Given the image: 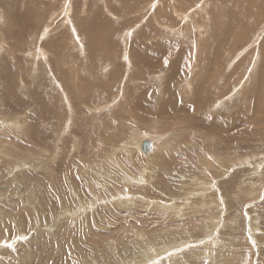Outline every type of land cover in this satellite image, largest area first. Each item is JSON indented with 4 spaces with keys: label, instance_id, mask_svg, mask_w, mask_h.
<instances>
[{
    "label": "rangeland",
    "instance_id": "1",
    "mask_svg": "<svg viewBox=\"0 0 264 264\" xmlns=\"http://www.w3.org/2000/svg\"><path fill=\"white\" fill-rule=\"evenodd\" d=\"M31 1L0 0L17 39L0 33V264H264V115L254 102L264 95V0H33L40 21L29 20ZM68 3L83 51L62 25ZM48 24L55 29L41 39ZM160 42L170 49L153 47ZM180 48L187 68L177 77L171 54ZM134 50L152 62L143 77ZM217 69L198 103L204 120L239 111V123L228 113L193 127L189 107ZM85 87L98 106L71 97H88ZM146 136L161 139L148 158L134 148Z\"/></svg>",
    "mask_w": 264,
    "mask_h": 264
},
{
    "label": "bare ground",
    "instance_id": "2",
    "mask_svg": "<svg viewBox=\"0 0 264 264\" xmlns=\"http://www.w3.org/2000/svg\"><path fill=\"white\" fill-rule=\"evenodd\" d=\"M33 1V0H32ZM31 1V2H32ZM42 1V0H41ZM55 1V0H54ZM63 1V0H62ZM70 1V0H69ZM173 1V0H172ZM56 2H57V0H56ZM55 2V3H56ZM162 2V1H161ZM176 2V1H175ZM252 2V1H251ZM61 3V2H60ZM177 3H179V2H177ZM54 4V3H53ZM64 4V3H63ZM65 5V4H64ZM63 5V6H64ZM72 4H70V3H68V5H67V10L63 13V22H62V25H66V27H68L69 28V30H70V32H71V34H72V36L74 37V39H73V41L75 42V44H77L79 47H80V49L79 50H81L82 49V51H83V48H82V45H83V38L84 37H86L85 35H83V34H81V31L79 30V26L75 23V21L73 20V16H72V12H74V11H72L73 10V8H72V6H71ZM105 5H107V4H105ZM88 6V5H87ZM183 6V5H182ZM53 7H55V6H53ZM85 7V6H84ZM84 9V8H83ZM63 10V9H62ZM65 10V9H64ZM151 10H154L153 9V7L151 8ZM201 10L202 11H205V7L204 6H202L201 7ZM54 11V10H53ZM58 12H59V10H57ZM150 11V10H149ZM63 12V11H62ZM62 12H61V14H62ZM84 13V12H83ZM89 13V12H88ZM231 13H232V11H231ZM3 14V13H2ZM52 14V13H51ZM54 14V13H53ZM78 14V13H77ZM4 15V14H3ZM29 20H42V18H43V14H42V12H41V6H37L36 5V3L35 2H32V5H30V9H29ZM96 15V14H95ZM111 15V14H110ZM188 16V15H187ZM261 16V15H260ZM58 17V16H57ZM186 17V16H185ZM49 18V17H48ZM75 18V17H74ZM109 18V17H108ZM163 18H165V17H163ZM233 18H235V17H233ZM98 19V18H97ZM110 19V18H109ZM186 19H187V17H186ZM53 20V19H52ZM51 20V22H53ZM78 20V19H77ZM89 20V19H88ZM100 20H101V22H104V20L103 19H101L100 18ZM185 20V19H184ZM237 19H235V21H236ZM261 20H262V22H264V15H262L261 16ZM0 21H2L3 22V24L2 25H0V33H4V37L2 38L3 39V41H6V40H13V39H16L15 38V36H14V33H12V30H11V28L9 27V26H7V20H6V16L4 17V16H2L1 14H0ZM99 21V20H98ZM249 21V20H248ZM50 22V21H49ZM78 22V21H77ZM261 22V23H262ZM78 23H80V21L78 22ZM8 24H10V23H8ZM85 24V23H84ZM108 24V23H107ZM113 24V23H112ZM235 24V23H234ZM99 26H100V24H98ZM97 25V26H98ZM114 25V24H113ZM113 25H111V26H113ZM53 26V24H48L47 25V30L46 31H44L42 34V36H41V39H43L44 38V36H45V38L46 37H48V35L50 34V32H51V30H49V28L50 27H52ZM86 26V25H85ZM40 27H41V24H38V23H35L34 24V28H35V30H36V32H38V34H39V29H40ZM107 27V26H106ZM231 28V27H230ZM51 29V28H50ZM54 29H55V27L53 28L52 27V30L54 31ZM249 30H251V29H249ZM263 30H264V27H263ZM59 31V29H57V32ZM98 31H99V29H98ZM105 31V30H104ZM110 32V31H109ZM84 33V32H83ZM106 33V32H105ZM108 33V32H107ZM34 34V33H33ZM66 33H63V35H65ZM102 34H103V31H102ZM110 34V33H109ZM1 35H3V34H1ZM54 35V34H53ZM108 35V34H107ZM263 34H260L256 39H258L259 40V38L262 36ZM111 36V35H110ZM36 37V36H35ZM13 38V39H12ZM56 38V37H55ZM102 39V37H100L99 36V39H97V40H101ZM35 39V38H34ZM69 39V38H68ZM68 39H63V42H66V41H69ZM54 40V39H53ZM109 40V39H108ZM14 41V40H13ZM15 41H17V39L15 40ZM51 41V40H50ZM107 41V40H106ZM228 41V40H227ZM40 42H42V40L40 41ZM62 42V41H61ZM73 42V43H74ZM230 42V41H229ZM255 42V41H254ZM49 43V42H48ZM67 43V42H66ZM65 43V44H66ZM99 43V42H98ZM225 43V42H224ZM257 43H259V42H257ZM257 43H255V44H257ZM4 44H6V43H4ZM12 44V43H11ZM16 44H17V42H16ZM56 43H53L52 45H50V46H48V47H53L54 45H55ZM69 44V43H68ZM74 44V45H75ZM193 44V43H192ZM73 45V44H72ZM72 45H71V47H72ZM106 45V44H105ZM151 45V44H150ZM160 47V46H162L165 50H167L168 51V49H170V46H168V45H163L162 44V42H160L159 44L157 43V44H155L153 47ZM46 47V46H45ZM70 47V46H69ZM153 47H148L147 48V51L149 52V54H150V52L152 51V48ZM259 47V46H258ZM67 48H68V46H67ZM96 48V47H95ZM110 48V47H109ZM31 49V48H30ZM66 49V48H65ZM70 49V48H69ZM160 49V48H159ZM181 49V51H180V53H177L176 51H174L173 53L174 54H171L172 56H173V59H174V61L173 60H171L172 61V65H171V67H170V69L172 70V74H174L175 76H181V74L179 73V71L178 70H181V69H179L180 67H186L187 68V66H185V63H187V54L183 51V49L182 48H180ZM258 49H260V48H258ZM56 50V49H55ZM73 50V49H72ZM71 50V51H72ZM91 50V49H90ZM115 50V49H114ZM17 51H19L18 49H17ZM48 51H50V50H48ZM47 51V52H48ZM119 51V50H118ZM256 51H257V49H256ZM7 52H9V51H7ZM11 52V51H10ZM91 52H93V50H91ZM109 52V51H108ZM159 52V51H158ZM157 52V53H158ZM234 52V51H233ZM49 53V52H48ZM44 54H46L45 53V51L42 49V48H38V52L37 53H34V55L36 56H38V57H40V55H42L43 57H45L46 55H44ZM60 54H61V56H62V59H64V55H63V52L61 51L60 52ZM106 54V53H105ZM193 54H194V56L193 57H195L196 59H195V62H198V57H199V53L197 52V50H196V47H194V52H193ZM118 55V54H117ZM3 56V55H2ZM70 56H72L71 55V52H70ZM213 56H214V60H212V62H213V65L215 66V63H216V59H220L221 57L220 56H218V57H216L214 54H213ZM4 58H5V56H3ZM7 57V56H6ZM34 57V56H33ZM49 56H47V58H48ZM68 57H69V55H68ZM105 57V56H104ZM142 57V58H141ZM2 58V57H1ZM10 58V57H9ZM37 58V57H36ZM42 58V57H41ZM46 58V57H45ZM44 58V59H45ZM52 58V57H51ZM225 58V57H224ZM112 59H114V56H113V58ZM2 60H4L3 58H2ZM53 60V59H52ZM129 60L131 61V64L132 65H135V66H137V67H139L140 69H141V71L143 72V75H142V77L145 75V73H144V70H146V69H150L151 68V63H150V59H149V57H147V56H142V55H140V54H138L135 50L132 52V56H130L129 57ZM225 60V59H224ZM228 60H229V58H228ZM1 61V60H0ZM107 61V60H106ZM62 62H65L64 60H62ZM168 62V61H167ZM189 62V61H188ZM194 62V61H193ZM226 64H227V62H225ZM4 64H5V62H4ZM39 64V63H38ZM191 64V63H190ZM192 65V64H191ZM4 66V65H3ZM48 66H50V65H48ZM64 66V65H63ZM154 66V65H153ZM256 66H257V64H256ZM108 67V66H107ZM261 67H262V65H261ZM3 68V67H2ZM54 68V67H53ZM52 68V69H53ZM93 68H95V67H93ZM197 68V66H194L192 69V71H191V73L195 70ZM51 70V69H50ZM54 70V69H53ZM99 70V69H98ZM219 70L220 69H217V71L214 73V75H215V78L212 80V81H210V83H208V85H207V87L205 88V89H203L202 91H201V88H200V86L197 88L198 89V93H199V95L201 96V98H198V99H196V101L195 102H197V104L200 102V100L201 99H205L206 97H207V93H206V90L208 89V88H210L212 85H214L216 82H217V79H218V73L217 72H219ZM55 71V70H54ZM53 71V72H54ZM98 73H99V71H97V72H95L94 73V78H96V76H95V74H97L98 75ZM178 73H179V75H178ZM233 73V72H232ZM53 74V73H52ZM102 74H103V72H102ZM54 75V74H53ZM230 77H231V72H229V74H228ZM179 76V77H180ZM262 76V75H261ZM161 75H159V76H157V77H155V79L156 80H161ZM98 78H101V76H99ZM251 78V76H248L247 78H246V80H251L250 79ZM86 80H87V78H86ZM56 81V80H55ZM61 81V84H60V82H58V81H56L58 84H59V87H61L62 86V88L64 87V88H67V86H66V84L64 83V82H62V80H60ZM89 82H90V80H89ZM261 87V86H260ZM171 88V86L169 87V92H168V94L167 95H169V97H171L170 98V103L171 104H174L173 103V100L174 99H172L173 97H174V95H173V91H172V89H170ZM93 89V87H85L84 89H83V91L88 95V97H85L84 95H83V92L82 91H80L79 93H77L74 89V91L76 92L75 94L73 93V91L71 92L72 93V95H71V97H76L75 99L77 100V99H79V101H81V102H83V103H87V104H91V106H90V108H93V107H96V106H98L99 104H98V102H100L99 100H98V98L100 97V95L98 94V93H96V91H93L92 90ZM69 91V90H68ZM67 91V92H68ZM180 91H182L183 92V96H186L187 94H186V92H184L183 91V89H180ZM217 91V88L216 87H214L213 89H212V93L213 92H216ZM63 92V91H62ZM260 92V91H259ZM259 92H257V95H256V97H255V99H256V101H254L255 103H256V106L258 107V108H260L261 109V111L263 112V115H264V95H262L261 96V94L262 93H259ZM221 93V91L219 92V94ZM223 93V92H222ZM94 94V95H93ZM99 95V96H98ZM178 95H179V93H178ZM245 95H247V94H245ZM244 95V96H245ZM249 95V94H248ZM247 95V96H248ZM96 96H98V97H96ZM181 97H183L182 95H180ZM70 97V96H69ZM70 99H73V98H70ZM69 98H67V100L66 101H68V100H70ZM169 99V98H168ZM224 99V98H223ZM142 100V99H141ZM180 100V99H179ZM244 100H247V99H244ZM250 100V99H249ZM1 101V100H0ZM113 101V100H112ZM139 101H140V97H134L133 98V102H135L136 104H139ZM175 101V100H174ZM251 101V100H250ZM252 101H253V99H252ZM19 102H20V100H19ZM21 102L22 103H24L23 102V100H21ZM132 102V101H131ZM190 102H191V100H190ZM222 102V101H221ZM68 103H69V108H71V103L72 102H69L68 101ZM143 103V102H142ZM161 103V102H160ZM220 102H218V104H219ZM251 102H249V104H250ZM171 104H170V108L172 107L171 106ZM246 104V103H245ZM244 104V105H245ZM107 105V104H106ZM207 105V104H206ZM192 106H194V109L195 108H197V115L195 114V118L193 119V121H186L185 123H190L191 125H194L193 127H199V126H202V127H204V128H207V126H209L210 124H212V123H214L215 121H218V122H220V121H222L223 119H227L228 118V113H229V115H230V120H231V118L234 120V122L235 121H237V118L239 119V111H238V113H236V114H231L230 112H228L227 113V118H226V116L224 115V117H223V115H222V113L220 112V111H218L216 114L215 113H213V114H205V115H207L208 116V118H209V120H204V111H203V106H205V105H199L198 104V107L196 106L195 107V105H191L189 108H192ZM220 106V105H219ZM237 106V105H236ZM176 107H178V106H176ZM232 107V106H231ZM231 107H230V109H231ZM250 107H251V105H250ZM78 108V107H77ZM98 108V107H97ZM102 108V107H101ZM179 108V107H178ZM72 109V108H71ZM74 109V108H73ZM105 109V108H104ZM182 109H184V107H182ZM193 109V108H192ZM241 109H242V107H241ZM249 109V108H248ZM247 109V110H248ZM255 109H257V108H255ZM77 111L79 110V111H81L79 108L78 109H76ZM131 110V109H130ZM232 110V109H231ZM74 111V110H73ZM184 111H185V109H184ZM184 111H183V113H184ZM190 111H192V110H190ZM189 111V112H190ZM144 112V111H143ZM149 112V111H148ZM186 112H187V110H186ZM185 112V113H186ZM248 112H250L249 110H248ZM81 113V112H80ZM173 113V112H172ZM251 113V112H250ZM253 113V112H252ZM257 113V112H256ZM127 114V113H126ZM201 114V115H200ZM258 114V113H257ZM260 114V113H259ZM176 115V114H175ZM174 115V116H175ZM183 115V114H182ZM241 115V114H240ZM256 115V114H255ZM254 115V116H255ZM188 116V115H187ZM253 116V117H254ZM260 116V115H259ZM177 117V116H176ZM101 118V117H100ZM184 118H187L186 120H188V118L189 117H184ZM247 118V117H246ZM255 118H256V116H255ZM263 118H264V116H263ZM245 119V118H244ZM250 119V118H249ZM257 119V118H256ZM258 119H260L261 120V118L259 117ZM160 120V119H159ZM264 120V119H263ZM251 121V120H250ZM254 121H257V120H254ZM170 122V121H169ZM232 122V121H231ZM234 122H233V124H234ZM238 122V121H237ZM264 122V121H263ZM89 123V122H88ZM239 123V122H238ZM250 123V122H249ZM255 123V122H254ZM261 123V122H260ZM170 124H172V123H170ZM189 124V125H190ZM255 124H257V123H255ZM118 126V125H117ZM177 126V125H176ZM262 126V125H261ZM254 127V126H253ZM183 128V127H182ZM213 129L212 130H218V128H217V126H213L212 127ZM118 129V128H117ZM158 129V128H157ZM181 129V128H180ZM98 130V129H97ZM120 130V129H119ZM151 131V130H150ZM180 131V130H179ZM190 131V130H189ZM256 131V130H255ZM187 132H188V129H187ZM191 132V131H190ZM215 132V131H214ZM121 133V132H120ZM154 133V132H153ZM172 133V132H171ZM181 133V132H180ZM186 133V132H185ZM243 133V132H242ZM143 134V133H142ZM219 134V133H218ZM248 134V133H247ZM263 134H264V132H263ZM184 135V134H183ZM182 135V136H183ZM252 135V134H251ZM173 136V135H172ZM180 136V135H179ZM203 136V135H202ZM143 137H145L144 135H143ZM161 137H163V136H161ZM177 137V136H176ZM171 138V137H170ZM167 139V138H166ZM177 139V138H176ZM146 141V140H151L152 142H153V150H152V155L156 152V150H157V148H158V146L160 145V141H161V139H160V136L159 137H152V136H146V138H143V140H141L140 141V143L139 144H135V146H134V148L135 149H137L138 151H140V153L142 154V156L143 157H149V156H152L151 154L150 155H148V156H145V155H143V153L141 152V150H140V145H141V143L143 142V141ZM164 140V139H163ZM162 140V142L164 143V141ZM168 140H169V137H168ZM171 140V139H170ZM138 141V140H137ZM167 141V140H166ZM173 141V140H172ZM167 143V142H166ZM174 143V142H173ZM97 144V143H96ZM168 144H170L169 142H168ZM212 144V143H211ZM163 145V144H162ZM205 146V145H204ZM165 147V146H164ZM187 147V146H186ZM197 147V146H196ZM99 148V147H98ZM258 148V147H257ZM132 149V148H131ZM167 149V148H166ZM165 149V150H166ZM171 149V148H170ZM184 149V148H183ZM186 149V148H185ZM193 149V148H192ZM176 150V149H175ZM190 150V149H189ZM188 150V151H189ZM254 150V149H253ZM257 150V149H256ZM133 151V150H132ZM131 150H130V152H132ZM172 151V150H171ZM183 151V150H182ZM260 151V150H259ZM105 152V151H104ZM162 152V151H161ZM168 152V151H167ZM174 152V151H173ZM176 152H177V150H176ZM192 152V151H191ZM231 152V151H230ZM115 153V152H114ZM159 153V152H158ZM169 153V152H168ZM171 153V152H170ZM184 153H185V151H184ZM193 153V152H192ZM243 153V152H242ZM248 153H249V151H248ZM130 154V153H129ZM132 154H133V152H132ZM161 154V153H160ZM209 154V153H208ZM155 155H156V153H155ZM237 155V154H236ZM259 155V154H258ZM160 156V155H159ZM184 156V155H183ZM254 157H255V159L256 158H258L257 156H255V155H253ZM190 157V156H189ZM189 157H187V158H189ZM204 157H206V156H204ZM244 157V156H243ZM252 157V156H251ZM250 157V158H251ZM158 158V157H157ZM160 158V157H159ZM165 158V157H164ZM186 158V157H185ZM207 158V157H206ZM214 158V157H213ZM249 158V156H248V159H250ZM172 159V158H171ZM190 159V158H189ZM254 159V158H253ZM253 159H250V160H253ZM163 160V159H162ZM204 160V159H203ZM258 160H260V159H258ZM264 160V159H263ZM164 162V161H163ZM207 162V161H206ZM210 162H211V160H210ZM261 162V161H260ZM123 163V162H122ZM187 163V162H186ZM189 164H191V163H189ZM210 164V163H209ZM206 165V166H210V165ZM211 164H212V162H211ZM231 164V163H230ZM242 165V164H241ZM259 165V164H258ZM262 165H264V164H262ZM159 167V166H158ZM183 167H185V166H183ZM213 166H211V168H212ZM257 167V166H256ZM188 168V167H187ZM204 168H206L205 166H204ZM255 168V167H254ZM178 169V168H177ZM227 169V168H226ZM234 169V168H233ZM144 170V169H143ZM169 170V169H168ZM209 170V169H208ZM223 170V169H222ZM146 171V170H145ZM171 171V170H170ZM183 171V170H182ZM255 172H257V175H260V173L261 172H263L262 171V169H261V167H259ZM166 173V172H165ZM141 174H143L144 175V172L143 173H141ZM148 174V173H147ZM190 174V173H189ZM197 174V173H196ZM149 175V174H148ZM147 175V176H148ZM202 175V174H201ZM254 175H256V174H254ZM160 176V175H159ZM209 176V175H208ZM146 177V176H145ZM181 177V176H180ZM128 178V177H127ZM147 178V177H146ZM152 178V177H151ZM150 178V179H151ZM195 178V177H194ZM207 178V177H206ZM142 179H144V178H142ZM148 179V178H147ZM146 179V180H147ZM153 179V178H152ZM262 179V178H261ZM137 180V179H136ZM139 180V179H138ZM168 180V179H167ZM195 181H198L197 179H194ZM210 180V179H209ZM130 181H132V180H130ZM134 181V180H133ZM129 182V181H128ZM180 182V181H179ZM199 182V181H198ZM202 182V181H201ZM204 182V181H203ZM213 182V181H212ZM125 183V182H124ZM130 183V182H129ZM93 184V183H92ZM142 184V183H141ZM201 184V183H200ZM216 184V183H215ZM125 185V184H124ZM132 185V184H131ZM130 185V186H131ZM182 185V184H181ZM260 185V184H259ZM122 186H123V184H122ZM188 186V185H187ZM258 186V185H257ZM99 188V187H98ZM209 188V187H208ZM253 188V187H252ZM262 188V187H261ZM264 190V189H263ZM102 191V190H101ZM170 191V190H169ZM168 191V192H169ZM205 191V190H204ZM230 191V190H229ZM201 192V191H200ZM211 192V191H210ZM239 192V191H238ZM237 192V193H238ZM198 193H199V190H198ZM202 193V192H201ZM183 194V193H182ZM221 194V193H220ZM129 195V194H128ZM202 195V194H201ZM245 195V194H244ZM121 196H123L124 197V199H127V200H131L130 199V197H126V196H124V195H121ZM131 196V195H130ZM191 196H193V194L191 195ZM239 196V195H238ZM243 196V195H242ZM120 197V196H119ZM132 197V196H131ZM233 197V196H232ZM235 197V196H234ZM233 197V198H234ZM244 197V196H243ZM134 198V197H133ZM140 198V197H139ZM182 198V197H181ZM178 199V198H177ZM176 199V200H177ZM191 199V198H190ZM197 199V198H196ZM235 199V198H234ZM243 199V198H242ZM140 200V199H139ZM148 200V199H147ZM153 200V199H152ZM198 200V199H197ZM132 201V200H131ZM131 201H129V202H131ZM236 201V200H235ZM133 203V202H132ZM166 203V202H165ZM230 203V202H229ZM117 204V203H116ZM153 205V203H150V205ZM162 204V203H161ZM184 204V203H183ZM233 204V203H232ZM177 206V205H176ZM164 208H166V209H169L170 211H172V209H174V210H176V207H174V208H172V206H169V204L168 205H164L163 206ZM189 208V207H188ZM260 208V207H259ZM205 209V208H204ZM212 211V210H211ZM221 211V210H220ZM180 212H182V207H179V209H178V211L176 212V213H180ZM79 213V212H78ZM221 215H223V214H221ZM215 219V218H214ZM251 224V223H250ZM216 225V224H215ZM220 225V224H219ZM263 225V224H262ZM258 228V227H257ZM252 229V228H251ZM214 234V233H213ZM216 236V235H215ZM214 237V236H213ZM212 240H214V238H211ZM250 240V239H249ZM255 243V242H254ZM8 246V245H7ZM172 246H174V245H172ZM172 246H166L164 249H163V251L164 252H167L168 254L170 253V252H174L175 251V247H172ZM227 249H228V247H227ZM241 250H242V248H241ZM9 251V250H8ZM162 253V252H161ZM2 254V253H1ZM146 254V253H145ZM162 255V254H161ZM145 256V255H144ZM1 257V256H0ZM35 257V256H34ZM263 257V256H262ZM169 258V257H168ZM153 259V258H152ZM147 260H148V258H147ZM5 262V261H4Z\"/></svg>",
    "mask_w": 264,
    "mask_h": 264
},
{
    "label": "water",
    "instance_id": "3",
    "mask_svg": "<svg viewBox=\"0 0 264 264\" xmlns=\"http://www.w3.org/2000/svg\"><path fill=\"white\" fill-rule=\"evenodd\" d=\"M153 142L151 140H144L140 145V150L143 155L148 156L152 153L153 150Z\"/></svg>",
    "mask_w": 264,
    "mask_h": 264
},
{
    "label": "snow or ice",
    "instance_id": "4",
    "mask_svg": "<svg viewBox=\"0 0 264 264\" xmlns=\"http://www.w3.org/2000/svg\"><path fill=\"white\" fill-rule=\"evenodd\" d=\"M9 247L11 246V245H8Z\"/></svg>",
    "mask_w": 264,
    "mask_h": 264
}]
</instances>
